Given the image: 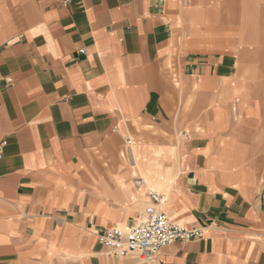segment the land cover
Wrapping results in <instances>:
<instances>
[{"label":"crops","instance_id":"crops-1","mask_svg":"<svg viewBox=\"0 0 264 264\" xmlns=\"http://www.w3.org/2000/svg\"><path fill=\"white\" fill-rule=\"evenodd\" d=\"M185 1L0 0V264H264V43H233L262 11L203 0L184 40ZM133 143L164 155L163 211L202 231L151 263L99 240L152 203Z\"/></svg>","mask_w":264,"mask_h":264},{"label":"built area","instance_id":"built-area-1","mask_svg":"<svg viewBox=\"0 0 264 264\" xmlns=\"http://www.w3.org/2000/svg\"><path fill=\"white\" fill-rule=\"evenodd\" d=\"M84 52L83 49L79 51ZM9 81V80H8ZM131 137L126 136V143L130 144ZM141 186L143 180L135 179ZM152 203L149 204L139 218L123 229L119 225H112L99 235V240L115 256H125L136 253L145 263L156 260L159 252L167 245L177 241L202 236L197 227H184L173 222L161 208L164 196L154 190L149 191Z\"/></svg>","mask_w":264,"mask_h":264},{"label":"rangeland","instance_id":"rangeland-1","mask_svg":"<svg viewBox=\"0 0 264 264\" xmlns=\"http://www.w3.org/2000/svg\"><path fill=\"white\" fill-rule=\"evenodd\" d=\"M227 0H223L224 3H226ZM236 3H238V0H235ZM213 2L210 1L208 3H203V0H186L185 4H184V11H186V23L188 25V29L184 28L182 30V33L180 36H182V38L184 40H188L191 38V34H195L197 32V30L200 29V22L199 21V17H200V13L201 11L206 8V6L211 5ZM250 6V11L249 13H247L248 15L251 16V19H259V15L258 13H256V4H259V8L262 11V13H260L261 18L259 19L258 25H256L255 30L251 31L249 29H247L246 35H248V37H251V39L247 38V43H238L236 40H234V46L237 47H246V48H256L257 46H259V38L262 36V42L264 43V0H250L249 3ZM236 10L237 6H236ZM239 11V10H238ZM244 13V12H243ZM242 12H238L236 13V17L237 15L240 14L239 18L240 20H242ZM237 19V18H236ZM251 27V25L249 24L248 28ZM241 41V40H240ZM236 48H231V50H227V48L224 49H218L220 52L222 53H232L235 54L234 52L238 49ZM216 49V48H215ZM215 49L211 48V44H208V46L206 47L205 51H209V53H211L210 51H216ZM250 51H255V49H249ZM203 51V50H202ZM256 52V51H255ZM226 53V54H227ZM251 55V53H250ZM250 55H247V57H250ZM232 58L235 60L236 56H232ZM123 148H125V143H123ZM129 151V150H128ZM138 157H139V162L137 165H135V168L137 170V173L135 176L140 177V176H145L148 178L149 181H151V184L154 186L155 190H158L159 192H162V189L156 184L155 180H158L160 177H162V181L165 180L166 178H164V174H168V173H158L156 171H151L150 173L148 171H146L147 168V164H152L155 167H158L160 165H162V161L164 159V155H157V156H147V155H142L141 152H139L138 150H136ZM162 151H158V153H161ZM127 161L128 158L125 157ZM130 164L132 165L131 161H129ZM156 176V177H155ZM155 179V180H154Z\"/></svg>","mask_w":264,"mask_h":264},{"label":"bare ground","instance_id":"bare-ground-1","mask_svg":"<svg viewBox=\"0 0 264 264\" xmlns=\"http://www.w3.org/2000/svg\"><path fill=\"white\" fill-rule=\"evenodd\" d=\"M243 3V2H242ZM209 26V25H208ZM210 27H212L211 25H210ZM214 27V26H213ZM131 142H132V139H131ZM130 142V143H131ZM139 146V145H138ZM131 150V152H127V155H125V157H127L128 158V160L129 161H131V163H132V166H134V171H133V174L134 175H136V173H137V170H136V168H135V165H137L138 164V162H139V157H138V154H137V152H136V150H138L137 149V145L136 144H134L133 143V145L131 146V148H130ZM161 150V149H160ZM136 178L135 179H142L143 180V185H142V187L144 188L145 186H146V183H147V181H148V178L147 177H145V176H142V177H137V176H135ZM144 177V178H143ZM151 182V181H150ZM149 190H154V191H157V192H159L158 190H155V189H149ZM144 191V190H143ZM159 193H161V192H159ZM142 195V194H141ZM163 202H164V200H163ZM163 204V203H162ZM162 204H161V208H162Z\"/></svg>","mask_w":264,"mask_h":264}]
</instances>
